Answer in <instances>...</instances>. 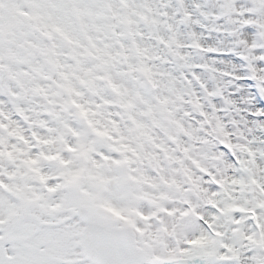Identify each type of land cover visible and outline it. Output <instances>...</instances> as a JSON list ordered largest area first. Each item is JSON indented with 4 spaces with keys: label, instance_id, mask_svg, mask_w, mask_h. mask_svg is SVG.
<instances>
[{
    "label": "snow or ice",
    "instance_id": "obj_1",
    "mask_svg": "<svg viewBox=\"0 0 264 264\" xmlns=\"http://www.w3.org/2000/svg\"><path fill=\"white\" fill-rule=\"evenodd\" d=\"M110 7L102 0H0V225L17 244L0 254V264H53L49 252L63 243V229L48 222L68 214L96 264H240L230 251L237 240L248 264H264L259 237L238 233L227 177L206 154L178 142L182 129L165 120L164 99L142 96L155 87L147 67L129 64L128 75L117 77L122 82H113L111 53L123 29L118 13H104ZM107 88L112 99L102 103L119 106L118 120L85 95ZM255 103L264 110V96ZM157 128L182 153L165 149L175 175L153 177L141 167L148 158L159 168L144 151L161 146ZM221 151L236 161L226 145ZM256 204L264 210V199Z\"/></svg>",
    "mask_w": 264,
    "mask_h": 264
},
{
    "label": "bare ground",
    "instance_id": "obj_2",
    "mask_svg": "<svg viewBox=\"0 0 264 264\" xmlns=\"http://www.w3.org/2000/svg\"><path fill=\"white\" fill-rule=\"evenodd\" d=\"M239 2H253L258 4L259 8L253 9L252 15L257 23H263L264 7L262 2H264V0H237V6H239ZM183 12L186 18L191 15L189 9L186 7L182 9L181 13ZM236 14L235 7H229L227 9L226 16L229 21L235 18ZM147 15L153 22L151 26L156 27V29L149 27L150 30L157 31V34L154 32L150 39H147L145 45H143V54L153 55L155 53L154 50H157L158 52L156 53L158 57L162 59L161 54L163 51H166L167 48V54L171 55L170 58H167V61L170 62L171 59H173V63H171L172 73L166 76L156 72L154 77L158 83L160 98L164 99L166 104L168 103L170 107V109H167L165 120L172 123L173 128L182 129V131L177 134L178 142L183 146L191 145L194 150L199 149L204 152L208 151L209 154H215L218 159L213 160V166L222 171L227 177L229 196L234 202L245 196L251 199H264V135H262L264 133V110L257 107L255 98L251 96L248 90L247 83H241L239 81L235 84L233 79L224 78L218 74L222 68L226 67L240 70L242 64L237 60L231 59V57H219L212 54L214 53V48L220 47L221 45H228L227 43H230L228 39H232L234 36H237L238 39H241V37L236 33L233 27L232 32L234 36L231 32V37H229V34L227 35L225 31L220 29V27L225 24V21L222 23L213 21L208 15L204 18L207 25L204 23L205 29L203 31L196 28L194 19L189 20L190 24L188 26H181L179 23L175 22L176 15L171 11L168 12L167 19L157 17L151 10L147 12ZM163 22H165V24H163ZM210 28L216 31L218 30L219 36L216 37L215 32L210 31ZM204 34H208L207 38L204 37ZM168 35L169 37H167ZM183 36L190 38L196 44L195 50H188L187 48L181 47L180 42ZM233 43H237L236 40ZM206 44L211 48L209 52L211 54L201 51L200 47ZM239 45L242 46L243 44ZM149 50H153V53L148 52ZM243 50L245 54L247 53L249 55L247 63L250 65L251 73L254 75L253 81L260 82L259 87L262 89V96H264V84L261 83L259 79L261 75L259 58L253 53L251 45H244ZM192 62L199 64L200 69L198 71L189 68ZM196 78H201L204 85ZM197 83L200 84V89L197 88ZM199 91L203 94V100L195 98V94L199 93ZM188 97L193 98V105L205 111H209L211 116H213V125L217 127V131L224 132L227 129L228 132H230L231 129H234L233 131L238 133L237 138L226 136L227 144L231 145L234 148V152H236L234 155L241 158L243 161V166L239 174L231 173L228 169L227 162L230 160V157L221 153V150L205 135L203 129L199 130L191 124L185 110ZM219 101L226 103L227 112L225 114H216L214 112V105ZM151 102L155 104L156 100L153 99ZM249 107L254 109V117L247 114V109ZM169 116L173 119L168 120ZM147 122L150 125V121ZM153 135L156 137L155 142L158 143L165 139L169 140V154H182L181 151L177 149V143L175 141L159 136L154 131ZM195 139L196 142L200 143L198 147L192 143ZM239 143L241 145H238ZM146 148L147 150L150 148L149 144L146 145ZM159 156L156 155L153 159L154 161L156 160V163H159ZM160 161L163 165H167L166 167H168L169 170H172L173 166L167 158H163V160L160 159ZM241 175H244L246 180H249L247 184V193H244L242 196L236 194V192L234 193L231 188V186H233L231 183L232 180L235 179L239 181ZM253 180H257V183L253 184ZM254 203L257 206L255 216L257 221L259 217H264V210H262L256 202ZM235 211H237V209ZM64 218H66V215L58 219L50 220L48 224H60L63 231L67 232L65 227L68 223L64 221ZM239 222L238 233L240 235L250 233L249 220H242ZM259 225L261 226L263 236L260 237L259 233L253 234L259 237L258 243L264 244V220H259ZM229 235L231 236V232H229ZM16 246L17 245L14 244L5 248L3 245H0V254L6 256L8 252ZM230 251L235 256H241V252L237 249H230ZM71 257V251L69 247L66 246V243H62L56 249L49 252V258L53 261V264H70ZM240 262H242V256Z\"/></svg>",
    "mask_w": 264,
    "mask_h": 264
},
{
    "label": "rangeland",
    "instance_id": "obj_3",
    "mask_svg": "<svg viewBox=\"0 0 264 264\" xmlns=\"http://www.w3.org/2000/svg\"><path fill=\"white\" fill-rule=\"evenodd\" d=\"M237 0H102V2H105L107 4L112 5L110 8H105L103 11L106 15L112 16L113 13H118L119 18L121 20V28L123 29V32H121V29H116V32L120 34L119 38L121 43L115 44L114 49L111 53L112 57H115V59H112L111 64L109 65V75L112 76L114 83H121L122 81L117 79V77L124 75H128V65L132 64L133 66H138L140 64H143L145 67H147L149 73L151 74V79L155 84L153 93L150 95L146 94L144 90H141L142 96L145 98L151 97L152 95H156L160 97V94L158 92V83L154 77V74L161 73L166 76H168L170 73H172L171 63H173V59H171L170 62L167 61V58H170L171 55L167 54V48L166 51H163L161 56L162 59H160L156 52L157 50H154L153 55H148L146 53L143 54V45H145V42L147 39H150V37L155 32L157 34V31L150 30L149 27L155 28V26H151L153 24L151 18L147 15V12L150 10L156 15L157 17L165 18L167 19L168 12H173L175 17V22L179 23L181 26H188L190 24L189 20L194 19L195 20V26L196 28L200 30L205 29L204 23L207 25V23L204 21L205 16H209L211 20L222 23L225 21V24H223L220 29L222 31H225V33L231 37L232 27L236 31V33L241 37V39H238V37L233 36L234 38L228 39L230 43H227L228 45H221L220 47H216L213 49L214 53L219 57H231V59L237 60L242 64V68L240 70L236 69H229V68H222L218 74L224 78H230L233 79L236 83L241 81L243 77H251V69L250 65L247 63V58L249 55L243 50L244 45H251L253 48V53L259 58V66L261 69V75L259 76V79L261 83L264 84V11H263V23L256 22L254 20L252 15V10L259 8L258 4L256 3H240L239 6L236 4ZM249 1V0H248ZM238 3V2H237ZM264 7V2H262ZM186 7L190 11V16L188 18L184 17L185 13H181L182 9ZM229 7H235L237 14L235 15V18H233L231 21L227 19L226 13L227 9ZM149 8V9H148ZM153 9V10H152ZM181 14V15H180ZM202 21V22H200ZM193 22V21H192ZM188 23V24H187ZM165 24V22H163ZM210 31H214L216 34V37L219 36V31L211 29ZM208 34H204V37L207 38ZM169 37V35L167 36ZM237 43H233V42ZM188 42V43H185ZM121 44L123 45L121 47ZM239 44H243L240 46ZM180 45L182 48H186L185 46H188V50H195L196 44L188 37L183 36L181 39ZM201 51L205 53H209L211 48L206 45H202L200 47ZM148 52L153 53V50H149ZM211 54V53H209ZM72 61L69 60V63ZM190 69L194 71H198L199 64H196L195 62L191 63ZM99 75H104L103 72H100ZM132 76L137 75L136 73H132ZM254 76V75H253ZM196 77V75H195ZM254 78V77H253ZM141 80H143V76L140 77ZM197 79V78H196ZM200 83L204 85V82L201 78L197 79ZM170 81V80H168ZM248 90L251 93V96L256 97V93L262 94V89L259 87L258 91L256 88H251L252 86L257 87L259 86L260 82L248 80ZM135 81H131L130 83H134ZM101 86L106 83L104 81L99 82ZM197 88L200 89V84L197 83ZM109 93H112L111 88H107L104 92L100 93L99 95H92L90 93L85 92L86 96H91V100L93 102V105H100V109L103 112L105 116H107L108 113H112V119H120L119 116L116 115V113L120 112L121 109L119 106L115 103L104 105L102 103L101 97L104 99H112V95H109ZM114 95V94H113ZM195 98H198L199 100H203V94L199 91V93L195 94ZM39 99V98H38ZM168 102V101H167ZM186 102V101H185ZM193 98L188 97L186 102V114L188 116V119L190 120L193 127H196L199 130H204L205 135L211 139L214 143V145L221 150L222 146H227L230 150V153L235 156L234 154V148L227 144V136L237 138V134L234 129H231L230 132L226 129L224 132L217 131V127L213 125L214 119L213 116L209 113V111H205L202 108H199L195 105H193ZM38 107V105H37ZM143 107V106H141ZM166 109H170L169 104H165ZM214 112L216 114H225L226 111V103L225 102H217L214 105ZM247 114L251 117H254L255 111L254 109H251L249 107L247 109ZM167 114H165V117ZM123 127V125H121ZM41 133H45L47 131L46 128L40 129ZM156 134L159 136L165 137V135L160 132V130L154 129L153 130ZM227 135V136H226ZM264 135V133L262 134ZM166 138V137H165ZM169 140H163L161 142H155V144L161 145L160 147H155L152 144H149L150 148H146V145L144 146V151L146 153H151L152 158L156 155H160L159 158V168L155 167V165L150 166V161L148 158H145L141 164V167L145 169L146 174L151 175L153 177L157 176L158 173L163 170L168 175H175V173L172 170H169L167 165H163V163L160 161L163 160V158H166V152L165 149H167V153H169ZM220 144H219V143ZM192 143L195 146H199L200 143L196 142V139L192 141ZM238 145H241L240 143ZM200 155H207L209 157V162L213 167V170H216L213 165V160L211 157L213 156V153L209 154V152H204L203 150L196 149L195 150ZM222 154H226L221 151ZM182 155V154H181ZM181 155H176L178 158ZM215 155V154H214ZM229 156V155H228ZM236 157V156H235ZM156 161V160H155ZM172 164V169L175 167H178V165ZM243 166V161L241 158L236 157V161H233L231 158L227 162V167L230 170L231 173L239 174L240 169ZM237 171V172H236ZM239 181L236 184H233L231 188L233 189V192L240 196H242L244 193H247V184L249 180H246L244 175H241L239 177ZM259 200L258 198H249L245 196L244 198H240L236 203V209L237 211H241V214L238 217L239 221L242 220H248V217L250 218L256 216L257 212V206L254 202ZM235 209V210H236ZM252 211L253 214H252ZM251 212V213H250ZM65 222L68 224L65 227V230L67 232L63 231V243H66V246L69 247L72 257L70 260V264H90L86 260L83 259L80 251L79 246V238L80 236L75 231V226L78 223L77 218H74L71 214L66 215V218H64ZM256 221V217L254 220H249V228L250 233H259V236H263V232L261 231V226L258 223H254ZM251 224V225H250ZM48 226L53 227H60V224H48ZM16 244L13 239H11L8 235V229L7 226L1 225L0 226V245H3V247L7 248L9 245ZM17 245V244H16ZM235 256V255H234ZM242 264V262H240Z\"/></svg>",
    "mask_w": 264,
    "mask_h": 264
},
{
    "label": "clouds",
    "instance_id": "obj_4",
    "mask_svg": "<svg viewBox=\"0 0 264 264\" xmlns=\"http://www.w3.org/2000/svg\"><path fill=\"white\" fill-rule=\"evenodd\" d=\"M237 245H238L237 250L241 252L242 264H248L247 248H245L244 246L240 245L239 240H237ZM249 247H251V245H249Z\"/></svg>",
    "mask_w": 264,
    "mask_h": 264
},
{
    "label": "water",
    "instance_id": "obj_5",
    "mask_svg": "<svg viewBox=\"0 0 264 264\" xmlns=\"http://www.w3.org/2000/svg\"><path fill=\"white\" fill-rule=\"evenodd\" d=\"M150 88H151V85H149L147 91H150ZM81 244H82V243H81ZM82 250H83L84 256H85L88 260H90V261L96 263L97 257H96L95 254L91 253V252H90L85 246H83V245H82Z\"/></svg>",
    "mask_w": 264,
    "mask_h": 264
}]
</instances>
